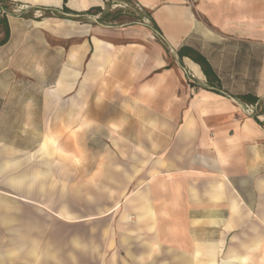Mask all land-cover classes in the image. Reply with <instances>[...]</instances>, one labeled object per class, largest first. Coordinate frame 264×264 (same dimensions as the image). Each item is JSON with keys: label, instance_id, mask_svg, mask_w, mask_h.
<instances>
[{"label": "crops", "instance_id": "obj_1", "mask_svg": "<svg viewBox=\"0 0 264 264\" xmlns=\"http://www.w3.org/2000/svg\"><path fill=\"white\" fill-rule=\"evenodd\" d=\"M6 31L0 264H264V0H0Z\"/></svg>", "mask_w": 264, "mask_h": 264}, {"label": "rangeland", "instance_id": "obj_2", "mask_svg": "<svg viewBox=\"0 0 264 264\" xmlns=\"http://www.w3.org/2000/svg\"><path fill=\"white\" fill-rule=\"evenodd\" d=\"M103 23L107 25L114 17L120 22L127 23L128 25L139 24L144 22V12L136 4L129 2L124 4L123 7H116L107 10L102 14ZM152 24V23H151Z\"/></svg>", "mask_w": 264, "mask_h": 264}, {"label": "trees", "instance_id": "obj_3", "mask_svg": "<svg viewBox=\"0 0 264 264\" xmlns=\"http://www.w3.org/2000/svg\"><path fill=\"white\" fill-rule=\"evenodd\" d=\"M97 10H101V8H97ZM8 38V31H6V37L0 41V43H3ZM202 66L204 67V71L208 75V77L212 76V72L208 70L204 62H201Z\"/></svg>", "mask_w": 264, "mask_h": 264}, {"label": "built area", "instance_id": "obj_4", "mask_svg": "<svg viewBox=\"0 0 264 264\" xmlns=\"http://www.w3.org/2000/svg\"><path fill=\"white\" fill-rule=\"evenodd\" d=\"M246 111H247L248 113L253 114V113H255V107H253V106L247 107Z\"/></svg>", "mask_w": 264, "mask_h": 264}]
</instances>
